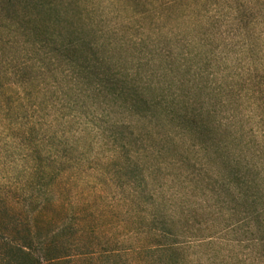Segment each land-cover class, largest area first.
Listing matches in <instances>:
<instances>
[{
	"label": "rangeland",
	"instance_id": "obj_1",
	"mask_svg": "<svg viewBox=\"0 0 264 264\" xmlns=\"http://www.w3.org/2000/svg\"><path fill=\"white\" fill-rule=\"evenodd\" d=\"M66 12L75 65L0 28V237L58 264H264V0Z\"/></svg>",
	"mask_w": 264,
	"mask_h": 264
},
{
	"label": "trees",
	"instance_id": "obj_2",
	"mask_svg": "<svg viewBox=\"0 0 264 264\" xmlns=\"http://www.w3.org/2000/svg\"><path fill=\"white\" fill-rule=\"evenodd\" d=\"M68 5L70 0H0V28L10 36H23L25 43L40 49L52 43L57 52L65 53L75 65L73 55L87 43L77 34V23L69 19ZM74 69L84 71L80 65ZM43 244L38 243L41 250ZM35 245L33 239L19 244L0 237V264H43V260L58 264L59 257L39 255Z\"/></svg>",
	"mask_w": 264,
	"mask_h": 264
}]
</instances>
